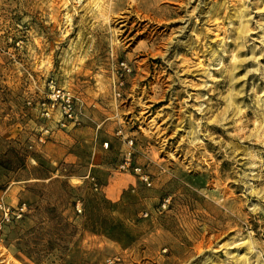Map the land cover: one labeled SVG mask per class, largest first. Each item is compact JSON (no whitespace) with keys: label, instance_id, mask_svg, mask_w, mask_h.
Listing matches in <instances>:
<instances>
[{"label":"rangeland","instance_id":"obj_1","mask_svg":"<svg viewBox=\"0 0 264 264\" xmlns=\"http://www.w3.org/2000/svg\"><path fill=\"white\" fill-rule=\"evenodd\" d=\"M0 204V264H264V0H0Z\"/></svg>","mask_w":264,"mask_h":264},{"label":"built area","instance_id":"obj_2","mask_svg":"<svg viewBox=\"0 0 264 264\" xmlns=\"http://www.w3.org/2000/svg\"><path fill=\"white\" fill-rule=\"evenodd\" d=\"M123 65V64H122ZM126 69V66H123ZM47 100L51 102L53 105H57L61 109L62 116L64 118L75 120L76 113L74 112V98L68 91L63 90L62 88L56 87L52 82L48 84V92H47ZM44 106V104H42ZM44 117H49V113L47 110L43 112ZM0 209L3 212L4 217H7L9 213V209L0 204ZM16 217H20L24 213V205L15 209L13 212Z\"/></svg>","mask_w":264,"mask_h":264},{"label":"trees","instance_id":"obj_3","mask_svg":"<svg viewBox=\"0 0 264 264\" xmlns=\"http://www.w3.org/2000/svg\"><path fill=\"white\" fill-rule=\"evenodd\" d=\"M62 243H64V242H62ZM54 247H58V248L62 249L63 251H65L67 249V245H64V244L59 245V244H55L54 242L48 243L47 249L48 248L54 249Z\"/></svg>","mask_w":264,"mask_h":264}]
</instances>
